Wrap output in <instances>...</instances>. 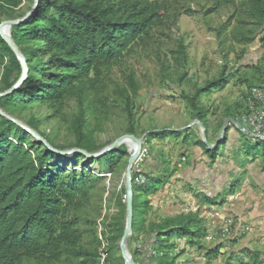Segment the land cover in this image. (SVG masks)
<instances>
[{"label": "rangeland", "instance_id": "obj_1", "mask_svg": "<svg viewBox=\"0 0 264 264\" xmlns=\"http://www.w3.org/2000/svg\"><path fill=\"white\" fill-rule=\"evenodd\" d=\"M168 1L162 25L153 28L146 42L135 43L119 61L104 69L99 78L100 84L84 98L86 119L100 147L94 153H99L120 136L130 134V124L124 108L125 97L121 90L127 88L129 74L133 75L139 85L137 95H132L134 135L143 137V144L149 148L151 157L155 156L158 160L161 173L152 174L145 160L142 164L145 183H133L132 178V185L137 190L133 215L135 228H138L139 216L145 210V200L150 201V208L143 215L147 230L132 232L126 241L131 257L133 248H136L135 259L132 257V260L138 264H155L158 260L157 257L148 259L150 248L156 250L157 245L155 242L148 245L149 221L166 212H177L184 205V201L179 199V190L173 185L177 186L180 172L176 164L183 162L182 156L189 153H181L178 140L182 136L179 135V139L171 138L178 134L177 130L192 134L195 131L198 134L195 138L198 140L205 137L202 128L196 123V110L192 107V100L197 107L205 109L203 112L207 121L202 122H205L204 126L209 128L210 133L218 131V123L224 124L223 128L233 125L230 120L245 111L243 99L256 79L262 78L261 68L264 65V46L259 41L264 35V26L256 30L255 25L246 21L247 13L242 0ZM34 4L35 0H22L0 24L5 20L25 19ZM239 30H255V40L247 44L241 42L237 38ZM180 44L185 47V64L179 62ZM256 66H260V69H255ZM1 72L0 68V75ZM221 72L227 76L223 87L215 86L199 96L195 95L197 88L203 87L205 81L217 78ZM11 110L13 117L18 116L21 118L19 121L26 125L29 121H35L39 130L58 147L57 150L67 152L65 155H53L52 163L70 172L84 169L98 177L90 189L88 199L82 201L77 210L71 211L77 220L76 229L81 234L76 248L89 251L97 249L99 254L102 241H105L107 245L103 250L107 252L106 259L110 262L107 264H125L119 248L120 239L111 244V238L116 234V224L121 216L120 198L126 205L125 171L130 157L128 147L123 143L116 146L123 154L116 158L111 167L103 159L99 162H91L85 157L80 158V161L74 159L73 155L79 150L74 146L71 130L72 120L77 113L75 98L65 102L59 115H53L47 105L40 104H26L24 107L16 105ZM167 130L176 132L160 134ZM221 131L222 128L217 136ZM162 136L168 139H162ZM252 142L254 140L248 137L242 150L250 155L264 151L263 140H256L257 144ZM208 145L213 148L215 141ZM259 162L258 158L253 163L254 169L251 172L249 169V174L244 175L234 192L226 193L224 202L215 204L214 208L200 209L207 230V235L200 240L202 248L179 246L182 255L176 264H246L252 250H259L264 258V169L258 166ZM170 166L173 167L172 170ZM220 166L216 161L207 168L214 169L220 175ZM159 178H167L165 185L155 184V189L146 192L150 183ZM230 182L232 181L228 183ZM217 247V255L205 258L206 251ZM25 264L81 263L76 257L68 256L54 263L32 259Z\"/></svg>", "mask_w": 264, "mask_h": 264}, {"label": "trees", "instance_id": "obj_2", "mask_svg": "<svg viewBox=\"0 0 264 264\" xmlns=\"http://www.w3.org/2000/svg\"><path fill=\"white\" fill-rule=\"evenodd\" d=\"M21 2L0 0V22ZM168 4V0H38L34 13L25 22L10 28L12 40L26 61L27 76L14 92L0 98V108L13 116L11 108L16 105L40 104L47 105L53 115H59L65 102L75 98L77 113L71 123L74 146L89 153L96 152L100 147L86 119L84 98L100 84L104 69L119 61L135 43L146 42L153 28L162 25ZM242 5L248 23L255 25L256 30L264 26V0H242ZM255 32L239 30L237 38L243 43H251L256 38ZM259 41L264 46V35ZM178 52L179 62L185 64L186 51L182 44ZM0 68V91H4L19 79L22 67L1 35ZM261 70L262 78L258 77L254 85L264 81V65ZM226 80L227 76L221 72L217 78L207 80L203 87L197 88L195 95L215 86L221 88ZM127 85L121 93L125 97L124 108L130 124L128 132L136 134L132 95H137L139 85L132 74L127 77ZM192 103L195 119L202 124L207 139L209 128L202 122L206 119L204 108L197 107L194 100ZM14 118L21 120L18 116ZM27 125L53 148H58L39 130L35 121H29ZM226 132L227 129L213 148L206 149L211 161L216 158L218 145L224 141ZM31 139L24 129L0 115V264H25L32 259L54 263L68 256L76 257L81 264H100L97 249L76 248L81 234L76 229L77 220L71 214L88 199L98 177L84 169L70 172L52 163V156L57 154ZM121 154L116 148L88 160L99 162L103 159L111 167ZM73 157L80 161L85 156L77 153ZM155 181L159 186L165 182L162 178L153 180L146 192L155 189ZM238 185L239 181H236L229 191L234 192ZM132 192L134 215L137 196L134 185ZM145 203L138 228L132 221L133 233L145 226L143 215L150 208V201L145 200ZM119 204L121 216L111 244L120 239L124 231L126 205L121 198ZM148 232L155 233V257L158 259L155 264H176L182 255L179 251L181 241L201 249L200 240L207 235L203 219L194 212L152 219L148 223ZM219 247L206 251L205 258L217 255ZM250 253L246 264H264L259 250ZM131 254L135 259V247ZM148 259H152L150 253ZM104 263H110L108 258Z\"/></svg>", "mask_w": 264, "mask_h": 264}, {"label": "crops", "instance_id": "obj_3", "mask_svg": "<svg viewBox=\"0 0 264 264\" xmlns=\"http://www.w3.org/2000/svg\"><path fill=\"white\" fill-rule=\"evenodd\" d=\"M218 124L219 125L216 124V128L219 127L218 131H212L210 133L208 129L207 139L205 137L203 138L205 143H203L202 137L199 140L195 138L196 136H198L197 132L195 131V134H192L189 131L177 130L178 134L176 136L178 137L175 136L171 138L179 139V137L182 136V139L178 140L180 143L179 148H181V153H185V151H188L187 153H189L186 156H182L181 160H183V162H177L176 165L179 167L180 172L178 174L177 186L173 185L175 189L179 190L178 196L180 200L182 199L181 201H184V205L177 212H166L162 215L156 216V218L173 217L178 214H187L189 212L197 213L198 216L202 218L200 209L214 208L215 204L224 202V197L225 195H227L226 193L229 192V188L232 186V184H234L236 181H239V187L244 175L247 176V174H249V169L250 172L252 169H254L255 166H253V163H256L258 158L260 159L258 166L260 165L261 169H264V157L262 156V152L260 154L254 155H250L249 152H244L242 150V145L250 136L247 133H242V131L234 124L225 127V130L227 129L225 139L220 145H218L219 147L217 149L216 158L211 161V159L209 158V154L206 153V149L210 148L208 143H212L215 141L216 145L217 141L223 136V133L225 132L223 128L224 124ZM220 127L222 128V131L221 134L217 136V133L221 129ZM174 132H176V130H167L166 132L160 134ZM188 133L192 135L190 136ZM240 135L242 136L241 139ZM165 138L166 136H162V139ZM252 144H256V141L252 142ZM224 155H226L225 158ZM254 160L256 161L254 162ZM216 161L221 164L220 169H218L221 170L220 175L214 169L212 170L207 168L210 163ZM145 162L148 170L151 171L152 174L159 175L161 173V168L158 165V160L155 158V156L151 157L150 155ZM236 165L238 167L241 166V168L238 169ZM170 167V170H172L173 167ZM165 170L168 171L167 168H165ZM166 181L164 183H166ZM229 181L232 182L228 183ZM154 183L157 185L156 181ZM227 183L228 186L226 188L225 185ZM164 185L165 184H163V186ZM144 229L147 230V226H144V228L140 229L139 231H142ZM148 242V245L155 242V233H149ZM181 243L180 246L185 248L189 246L198 248L197 245L190 244L189 242L186 243L184 241H181Z\"/></svg>", "mask_w": 264, "mask_h": 264}, {"label": "water", "instance_id": "obj_4", "mask_svg": "<svg viewBox=\"0 0 264 264\" xmlns=\"http://www.w3.org/2000/svg\"><path fill=\"white\" fill-rule=\"evenodd\" d=\"M36 6H37V0H35V4L32 7L31 12L26 16L25 19H22V20H18V19L5 20L0 24V35H1V37L6 41V43L9 45L11 50L14 52V54L18 58V60L21 64V67H22V72H21V76L19 77V79L13 84L12 87H10L7 90L0 92V98L5 97V96L9 95L10 93L14 92L22 84V82L24 81V79L27 76L26 61L12 40V37L10 34V28L12 25L25 22L34 13V11L36 10ZM3 25H6L5 26L6 27V34L2 30ZM0 115L5 117L8 120L14 122L18 126H20L30 136H32V138L35 139L38 143L43 144L49 151H51L57 155L67 154V152H61V151L53 148L46 141V139L43 138L39 133L34 131L31 127L27 126L26 124L20 122L18 119L14 118L13 116L7 114L1 108H0ZM196 123H198V125L200 126V128H202V131L204 132L202 124L199 121H196ZM224 130H225V128H224ZM224 130H223V132H224ZM124 138H130L134 143H136L137 148H136V151H134V153L130 154V157H129L128 162H127L126 171H125V182H126L125 186H126V198H127L126 199V219H125L124 231H123V234H122V236L120 238V242H119V248H120L121 255L124 259L125 264H138L132 260V257H131V255L128 252L127 247H126V241H127L128 236L131 235V233H132V221H133V206H132L133 192H132L131 168H132V164H133L134 160L136 159V157L139 153L140 147L143 143V137L138 138L134 134H127L124 136H120L119 138L114 140L109 146H107L105 149H103L99 153H89V152H86L85 150H81V149H79L77 151H78V153L84 155L87 159H97V158L101 157L102 155L110 152L114 148H116L117 145L122 144V141L124 140Z\"/></svg>", "mask_w": 264, "mask_h": 264}, {"label": "built area", "instance_id": "obj_5", "mask_svg": "<svg viewBox=\"0 0 264 264\" xmlns=\"http://www.w3.org/2000/svg\"><path fill=\"white\" fill-rule=\"evenodd\" d=\"M245 111L230 120L242 132L247 133L252 140L264 141V81L251 86L243 99ZM150 156V150L143 143L131 168L133 183L144 184L146 177L142 171L143 162ZM106 242L102 241V249L99 253L100 264H104L107 252L104 251ZM103 250V251H102ZM156 250L150 248V256H156Z\"/></svg>", "mask_w": 264, "mask_h": 264}, {"label": "bare ground", "instance_id": "obj_6", "mask_svg": "<svg viewBox=\"0 0 264 264\" xmlns=\"http://www.w3.org/2000/svg\"><path fill=\"white\" fill-rule=\"evenodd\" d=\"M5 26L6 25L2 26V30L6 34V27ZM122 143L128 147V151L130 154H132V153H134V151H136L137 145L130 138H124Z\"/></svg>", "mask_w": 264, "mask_h": 264}]
</instances>
